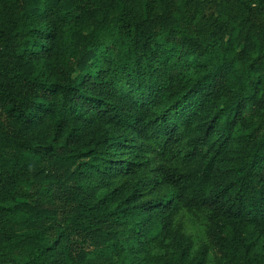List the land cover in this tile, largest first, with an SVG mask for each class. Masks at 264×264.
I'll use <instances>...</instances> for the list:
<instances>
[{
    "label": "trees",
    "instance_id": "trees-1",
    "mask_svg": "<svg viewBox=\"0 0 264 264\" xmlns=\"http://www.w3.org/2000/svg\"><path fill=\"white\" fill-rule=\"evenodd\" d=\"M0 264H264V0H0Z\"/></svg>",
    "mask_w": 264,
    "mask_h": 264
},
{
    "label": "rangeland",
    "instance_id": "rangeland-1",
    "mask_svg": "<svg viewBox=\"0 0 264 264\" xmlns=\"http://www.w3.org/2000/svg\"><path fill=\"white\" fill-rule=\"evenodd\" d=\"M185 220H186L187 226L190 227V225H191L190 217L186 216Z\"/></svg>",
    "mask_w": 264,
    "mask_h": 264
}]
</instances>
